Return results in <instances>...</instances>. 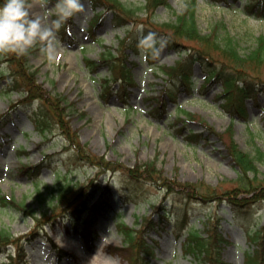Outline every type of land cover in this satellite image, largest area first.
I'll use <instances>...</instances> for the list:
<instances>
[{"label":"rangeland","instance_id":"rangeland-1","mask_svg":"<svg viewBox=\"0 0 264 264\" xmlns=\"http://www.w3.org/2000/svg\"><path fill=\"white\" fill-rule=\"evenodd\" d=\"M122 1L140 7L139 22L148 17L144 11L146 0ZM246 1L168 0L167 4L157 8L153 19L158 24L173 21L193 2L200 31L210 34L215 30L220 43L226 44L229 38L237 41V48L244 55L254 48L258 36L264 35V16L256 17L243 10ZM57 2L48 0L46 8L34 7L32 10L53 27L55 39L51 45L45 43L31 50L26 66L29 71H35L37 83L46 91L65 97L61 106H67L66 124L75 130L76 138L101 163L91 165L78 160L54 120H51L53 123L48 132L38 130L34 125L38 102H21L19 92L7 93L0 85V114L11 112L6 124L0 126V197L3 194L14 196L41 217L38 223L33 215L2 206L0 202V229L22 237L28 264H82L84 258L91 256H111L116 258V264H131L135 254L125 244L122 231L125 226L139 229L138 236L152 247V252L142 258L144 264H209L198 261L185 250V229L186 224L192 223L195 230L206 235V226L212 227L216 223L214 225L228 240L222 258L228 263L242 264L244 250L253 252L260 248L264 228L256 241L250 237L249 229L254 232L264 227V200L240 205L223 198L236 186L239 169L215 132L221 133L232 125L233 137L241 149L252 155L258 147L264 151V96L259 94L256 102L251 98L246 100V119L234 117L221 108L220 82H214L205 91L199 89L205 72L195 63L192 88L176 85V99L167 95L165 112L160 115L153 106L154 96L160 93L164 79H167L161 66L174 65L179 55L166 47L151 63L126 46L123 56L132 69L133 83L125 85L127 97L121 98L116 92L122 91L123 87L119 82H113L111 93L104 99L100 78L110 71L103 66L97 72H91L85 57L98 60L106 50L118 49L126 30L115 26L111 11L104 12L103 21L90 28L94 10L90 0H82L84 11L65 21L66 37L62 40L60 30L63 26L57 31L53 23L58 19ZM146 26L154 29L149 24ZM134 28L140 31L145 26L136 23ZM7 58L10 56H0V75L10 74L17 65L15 62L11 65ZM261 69L264 76V66ZM6 81V78L1 80L3 84ZM185 112L201 115L215 132L190 122L183 134L175 133L176 126L172 124L179 118L185 119ZM188 130L204 135L190 143L184 137ZM43 160L46 164L38 184L28 175L19 174L20 165L32 166ZM150 161L159 170L154 173L158 179L167 177L170 181L203 183L205 187L215 188L220 196L185 199L179 194L167 193L158 180H134L122 169ZM260 169L264 170V165ZM61 180H70L76 185L78 195L70 204L55 207L58 215L52 218L55 199L50 200V191L58 189ZM39 189L46 195L45 201L40 200ZM245 196V192H241L237 197ZM99 200L102 206L92 225L64 218L78 202L87 201L92 205ZM175 200L177 202L172 203L170 210L173 226L144 228L149 217L155 221L159 219L163 213L161 204L169 205ZM179 227L182 229L178 230ZM84 232L86 239L81 235ZM25 234L35 236L27 238ZM1 258L6 259L5 256Z\"/></svg>","mask_w":264,"mask_h":264},{"label":"trees","instance_id":"trees-1","mask_svg":"<svg viewBox=\"0 0 264 264\" xmlns=\"http://www.w3.org/2000/svg\"><path fill=\"white\" fill-rule=\"evenodd\" d=\"M3 2L4 0H0V4ZM91 3L94 9L102 7L105 11L111 10L114 13L113 18L116 26H125L127 28L129 26V28L126 31V35L120 39V48L118 50H107L106 54L103 53L101 55L100 60L86 57V63L90 71L95 72L100 66L109 65L111 68V75L115 80L118 79L130 83L131 69L128 66L126 58L123 56V49L126 46H130L137 53H140L138 50V40L141 33L147 34L148 32H154L157 35L162 34L161 36L167 40V46L169 48L175 49L179 54H181L183 50L185 51V55H182L176 61V65L163 67L169 77L164 89H162L158 95L154 96L157 104L155 105L154 103L153 107V110H157L160 114L165 112L167 94L170 98L175 100L176 91L171 87L173 80L180 79L183 83L189 84L191 71L195 62H199L202 70L206 72L201 88L206 89L214 82L221 83L222 91L219 95V97L223 99L221 106L231 115H238L246 118L247 110L245 99L248 96L254 95L259 89L264 91V76L261 73V68L264 66V35L258 36L254 48L242 55L237 48L239 47L237 41L229 38L226 44L220 43L217 40V33L215 30L210 34H203L200 31L193 2H191L188 10L178 15L175 20L161 24L156 23L153 17L156 9L160 5L167 4L168 0H146L144 11L148 17L142 19L140 22L138 21L140 18L138 9H140V7L127 5L122 0H91ZM245 9L257 16H261L264 11V0H250L245 6ZM103 15L101 11H97L95 14L96 17L91 25L100 22ZM136 23L145 26L140 34L138 30L134 28ZM146 24L153 26L154 29H149ZM64 30H62L63 36ZM185 41H190L194 44L185 43ZM9 56L10 58H7V60L11 65L13 62L17 63V65H14V71L11 69L10 74L0 75V85L3 89L7 93L19 92L23 96L20 100L21 102L29 103L37 101L38 111L34 117L35 126L41 129V131H45L50 129L53 123L51 120H54V124L60 126L63 137L66 140L65 142L70 144L69 147L73 148L74 154L81 162L91 163V165L101 163L98 158L76 138L75 130L70 129L66 124L64 113L67 110V106H61L65 97L60 94H50L41 84L37 83L35 71H29L27 69V55L16 56L15 54H9ZM3 78L7 79L5 84L1 82ZM110 82L111 79L107 76L102 77L104 96L103 94H101V96L103 98L111 89ZM15 104L16 103H14V105ZM8 115V112L0 114V124L4 122ZM186 118L187 120L179 118L175 123L177 124L180 121H184L185 123L193 121L202 124L210 132H215L214 128L197 113L187 112ZM187 126L188 124H183L182 126L176 127L175 130L177 133H183ZM215 133L225 143L231 160L239 169L236 186L226 192L223 198L227 197V199L234 204L240 205L246 204L249 200L254 201V199L257 198H264V170L260 169V166L264 165V151L258 147L256 154L252 155L250 152L242 150L233 137L232 125L221 133ZM184 137L188 142H193L199 140L202 137V133L188 131ZM43 166L44 161L32 166L22 164L18 168V172L20 175H28L35 180V182L37 181L38 184V178ZM109 167L112 168V166ZM122 169L125 170L130 177L134 178V180H144V178L158 180V183L164 186L167 193L179 194L180 197L185 199H195L198 197L206 199L211 196H220L215 188L205 187L203 183L192 184L180 181L176 182L170 181L167 177L158 179L154 173L159 170L152 161ZM251 173L253 176H251ZM140 177H142V179ZM63 181L64 180L58 182V189L52 188L50 191L52 196L50 200L54 201L55 199L52 206V214L56 212L55 207H59L60 204H70L73 201V197L76 194L78 195L75 189L76 185H72L73 183L70 180L67 182ZM40 191L41 189L37 190L39 198L41 201H45L46 195H42ZM241 192H245L246 194L253 192V195L238 199L237 196ZM0 202L2 206H9L25 211L27 214L37 218L35 220H38V223L41 222V217L38 218L33 211L31 212L28 210L27 206L24 203L18 202L14 196L12 197L4 194L0 197ZM101 206V200L92 205L87 201H82L71 207L69 214L73 216V220L92 224ZM162 207H164V204H161V208ZM166 213L169 214L168 211ZM52 214L50 215L52 218L58 215L57 213L54 215ZM84 214H86V216H83ZM161 224H163L162 219L155 221L149 217V220L144 222V228L148 230ZM214 224L212 227L206 226V235H202V233L195 230L193 226L187 228L188 242L186 244V251L192 253L198 261L208 262L209 264H229L222 258V251L228 240L220 233L218 226ZM141 226H143V224ZM122 231L125 235V244L130 246V248L133 249V254H135L131 257V264H144L142 258L144 255L152 252V247L148 243H145L146 241L142 237L138 236L139 229L125 226ZM256 232L253 240L257 237L259 238L260 233H262V227L257 229ZM27 236L28 235L25 234V237ZM9 245H14L17 248L15 255H11L10 251H8V260H0V264H27L28 261L26 252L23 248L24 242L22 237H16L9 231L0 229V252L9 250L7 248ZM245 254L246 259L244 264H264V231L261 235L260 248L253 252L247 250Z\"/></svg>","mask_w":264,"mask_h":264},{"label":"clouds","instance_id":"clouds-1","mask_svg":"<svg viewBox=\"0 0 264 264\" xmlns=\"http://www.w3.org/2000/svg\"><path fill=\"white\" fill-rule=\"evenodd\" d=\"M48 0H4L0 4V56L15 54L26 56L38 45H51L55 39L53 27L33 8H46ZM58 19L54 27L58 31L63 22L84 11L82 0H58L55 5ZM167 47V40L154 32L141 33L138 50L142 58L158 59Z\"/></svg>","mask_w":264,"mask_h":264},{"label":"bare ground","instance_id":"bare-ground-1","mask_svg":"<svg viewBox=\"0 0 264 264\" xmlns=\"http://www.w3.org/2000/svg\"><path fill=\"white\" fill-rule=\"evenodd\" d=\"M116 258L111 256L88 257L82 260V264H116Z\"/></svg>","mask_w":264,"mask_h":264}]
</instances>
